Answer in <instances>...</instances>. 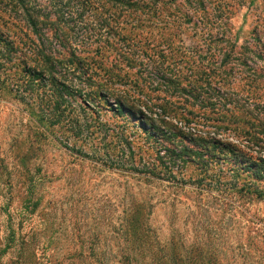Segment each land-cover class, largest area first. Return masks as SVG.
Returning a JSON list of instances; mask_svg holds the SVG:
<instances>
[{
    "label": "rangeland",
    "instance_id": "rangeland-1",
    "mask_svg": "<svg viewBox=\"0 0 264 264\" xmlns=\"http://www.w3.org/2000/svg\"><path fill=\"white\" fill-rule=\"evenodd\" d=\"M0 35V264L23 238L116 264L138 205L161 245L264 264L247 167L264 160V0H0ZM167 136L235 152L173 164Z\"/></svg>",
    "mask_w": 264,
    "mask_h": 264
},
{
    "label": "trees",
    "instance_id": "trees-1",
    "mask_svg": "<svg viewBox=\"0 0 264 264\" xmlns=\"http://www.w3.org/2000/svg\"><path fill=\"white\" fill-rule=\"evenodd\" d=\"M22 1V0H21ZM24 5V2H22ZM28 13V20L32 26L37 29V21L30 14L29 9H26ZM1 43H4L7 46L9 53L16 51V46H14L13 41L8 39H3L0 35ZM3 44V45H4ZM13 50V51H12ZM46 55V54H43ZM48 56H45V59ZM31 72V73H30ZM29 74L33 77L40 76L41 73H34V69H30ZM40 74V75H39ZM53 78V77H52ZM158 131V128L154 126ZM174 136V135H173ZM176 136V135H175ZM173 143L170 136L164 137ZM198 148L189 146L182 142V146L177 144L175 146H181L180 151L177 152L174 149L168 148V160L170 163L176 164L177 161H185L190 159L193 155L197 157H203L208 152L212 153L211 155L220 154V157H224L225 154L229 152H235V146L231 143H222L214 144L213 141H206L205 139H196ZM203 146H202V145ZM205 148H199V146ZM218 150V151H217ZM188 157V158H186ZM193 158V157H192ZM161 159V158H159ZM237 161V160H234ZM238 162V161H237ZM163 165L166 163L165 160L161 159ZM166 168L168 165H165ZM249 169H254L255 173L258 175L259 179H264V160H252L250 164L247 165ZM244 186L243 189L244 190ZM248 193L255 195L259 199L264 198V189L251 190L249 188ZM125 233L128 237L126 240L127 243H130V248L134 255H122V257L116 262V264H223L217 254L206 250L202 246L192 245L190 247H181L182 244L177 242H171L170 244L161 245V243L156 239L152 238L151 233L149 232L148 225V215L145 211L143 205H138L135 209V212L127 221V224L124 225ZM11 242L15 241L14 233L11 234ZM15 243V242H14ZM181 245V246H180ZM18 256L16 260H11L9 264H110L109 260L104 258L97 259L95 257V249L90 248L92 255L83 257V252L80 250L78 253H74L72 257H59L50 252L48 255H44L45 252H42L37 244L33 240L22 239V242L19 246ZM129 248V246H128ZM141 255V256H140ZM141 257V258H140Z\"/></svg>",
    "mask_w": 264,
    "mask_h": 264
}]
</instances>
